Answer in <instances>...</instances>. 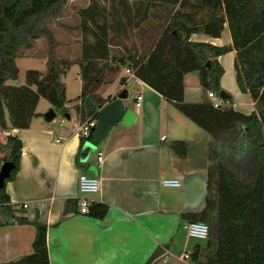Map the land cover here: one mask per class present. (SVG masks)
Segmentation results:
<instances>
[{
  "label": "trees",
  "instance_id": "obj_1",
  "mask_svg": "<svg viewBox=\"0 0 264 264\" xmlns=\"http://www.w3.org/2000/svg\"><path fill=\"white\" fill-rule=\"evenodd\" d=\"M69 1L0 0V131L28 129L34 118L43 116L37 113L41 99L64 119L70 114L67 104L81 101L74 108L83 112L82 122L96 121L97 114L85 109L86 98L103 108L111 101L97 95L106 72L126 68L211 138L206 206L200 213L184 216L188 222L207 225L209 236L206 247L198 246L190 261L264 264V0H89L88 7L79 11L82 93L74 101H68L62 77L77 62L57 57L52 35L40 29L45 18H57ZM226 25L230 46L192 40L194 35L219 39ZM140 27L139 36L146 40L141 53L136 45H121V38L131 40ZM45 35L50 44L46 72L30 70L26 85H14L21 50L31 49ZM115 47L122 48L124 55ZM230 52L236 53L238 88L251 97L255 111L247 116L233 108L216 109L212 102H185L184 78L190 73L199 75L208 92L218 96L223 92L224 68L218 59ZM225 102L232 103L231 97ZM92 140V134L81 138L80 150ZM5 141H0V168L5 162L15 168L0 191V210L6 223L31 224L36 229L33 253L10 264H51L48 227L38 219L30 222L23 209L11 205L6 192L19 173L23 144L12 135ZM172 149L182 158L187 156L185 142H174ZM73 205L68 202L67 214ZM108 212V205L92 202L88 216L104 220ZM156 258L157 254L147 264Z\"/></svg>",
  "mask_w": 264,
  "mask_h": 264
},
{
  "label": "crops",
  "instance_id": "obj_2",
  "mask_svg": "<svg viewBox=\"0 0 264 264\" xmlns=\"http://www.w3.org/2000/svg\"><path fill=\"white\" fill-rule=\"evenodd\" d=\"M141 30L136 29V36L131 39L135 42L132 47L136 45L139 53L146 46L145 38L139 36ZM131 40L121 38V45H128ZM192 40L220 47L232 45L228 25L219 39L194 35ZM113 49H121L124 55L122 48ZM59 53V58L77 62L82 93L78 64L82 50ZM235 58L236 53L230 52L218 59L224 68L222 90L232 100L225 102L224 107L249 116L255 111V104L238 88ZM43 61L47 65L48 58L43 57ZM124 90L129 94L126 103L136 112L138 120L130 127L116 126L85 163L80 159L78 129L89 120L82 122L83 112L77 113L74 108L81 106V101L67 104L68 123L58 113L57 118L63 119L58 124L48 123L39 102L37 113L43 116L34 118L28 129L0 131V136L12 135L23 144L19 173L7 184L6 192L11 205L23 209L30 222L38 219L48 227L51 264H147L156 254L158 258L152 264H193L190 259L182 261L180 257L183 254L191 257L198 246L206 247L207 240L189 238L183 227L188 222L185 215L200 213L206 206L210 136L150 86L132 78L126 68L118 73L106 72L97 95L113 99ZM140 96L142 103L138 108L136 99ZM67 99L75 100L68 96ZM184 100L212 102L197 73L184 78ZM174 142L187 143L186 157H180L172 149ZM100 152L105 156L101 166L97 162ZM90 167L97 169L101 187L89 199L109 206L104 220L79 213V177L87 175ZM169 179L180 180L181 187H164L162 182ZM70 201L76 206L67 214ZM0 223H4L0 225V264H10L33 253L36 235L33 225L6 223L1 210ZM166 251L169 255L164 258Z\"/></svg>",
  "mask_w": 264,
  "mask_h": 264
},
{
  "label": "rangeland",
  "instance_id": "obj_3",
  "mask_svg": "<svg viewBox=\"0 0 264 264\" xmlns=\"http://www.w3.org/2000/svg\"><path fill=\"white\" fill-rule=\"evenodd\" d=\"M88 4L89 0H70L68 4L62 7L60 15L57 18L50 17L44 19L40 29L44 28L52 35L54 44L56 45L55 54L57 57H59L58 54H60V51H74V53L81 51L82 35L79 29L80 18L78 12ZM133 40L128 43V46L132 47V44L135 43ZM21 51V57L17 60L20 69L18 85H26L28 71H45L46 69L43 57L47 58L48 52L50 51L49 38L46 35L42 36L40 40L34 42V46L31 49H22ZM62 82L67 88V96L69 99H75L81 94L77 65L73 66L62 77ZM39 109L45 115L52 109V106L45 99H41ZM62 119V117H58L54 122L58 124ZM63 121L64 123H68L66 119ZM0 141L5 144V136L1 135Z\"/></svg>",
  "mask_w": 264,
  "mask_h": 264
},
{
  "label": "water",
  "instance_id": "obj_4",
  "mask_svg": "<svg viewBox=\"0 0 264 264\" xmlns=\"http://www.w3.org/2000/svg\"><path fill=\"white\" fill-rule=\"evenodd\" d=\"M18 83L19 81L16 80L13 84L17 85ZM219 97L225 100L228 96L225 92H221ZM128 100V91L124 90L100 109L90 98H86L85 109L97 114V125L92 130L93 140L87 141L81 150L80 159L83 163L87 162L90 155L97 151L98 146L107 139L109 133L116 126L122 124L125 127H130L138 120L136 112L131 109L128 103H126ZM44 118L48 123H52L57 118V112L54 109H51L44 115ZM66 118L69 119L70 116L66 115ZM14 168L15 165L12 162H5L1 166L0 191L4 189L6 181L11 177ZM87 175L90 177H97V169L95 167H90Z\"/></svg>",
  "mask_w": 264,
  "mask_h": 264
},
{
  "label": "built area",
  "instance_id": "obj_5",
  "mask_svg": "<svg viewBox=\"0 0 264 264\" xmlns=\"http://www.w3.org/2000/svg\"><path fill=\"white\" fill-rule=\"evenodd\" d=\"M128 74L135 78L134 74L127 70ZM136 79V78H135ZM208 98L212 100V103L214 107L221 108L224 106V100L221 99L215 92H208ZM142 103V97H137L136 99V107H140ZM97 122L96 121H87L86 123H83L79 129L78 133L80 135V138L88 139L91 134L92 130L96 127ZM166 137L162 138V141H165ZM97 162L101 166L105 162V156L103 153H98ZM162 185L167 188H180L181 182L178 179L174 180H164L162 182ZM101 187V181L97 177H90L86 174H82L79 177L78 182V189L80 196L78 197V206H79V213L81 215H89L90 213V205L92 204V201L89 199V196L92 194H96L100 191ZM23 208H27V205H24ZM184 230L189 238L197 239L206 241L209 236V227L205 224L201 223H194V222H187L184 225ZM169 255L168 251L165 252L164 258H166ZM182 261H187L190 259V255L183 254L181 257Z\"/></svg>",
  "mask_w": 264,
  "mask_h": 264
}]
</instances>
